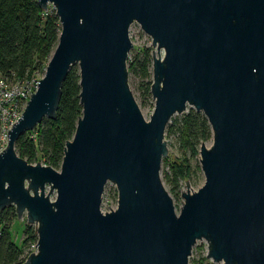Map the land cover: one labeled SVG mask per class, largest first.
<instances>
[{
    "label": "water",
    "instance_id": "95a60500",
    "mask_svg": "<svg viewBox=\"0 0 264 264\" xmlns=\"http://www.w3.org/2000/svg\"><path fill=\"white\" fill-rule=\"evenodd\" d=\"M37 2L61 30L0 150V210L13 205L37 233L23 264H189L200 239L214 262L264 264V0ZM134 22L156 48L149 120L128 85ZM73 65L82 113L60 168L30 164L16 141L56 117ZM187 107L205 115L212 143L199 148L203 184L186 182L176 212L160 167L165 127ZM107 182L117 206L103 212Z\"/></svg>",
    "mask_w": 264,
    "mask_h": 264
},
{
    "label": "trees",
    "instance_id": "16d2710c",
    "mask_svg": "<svg viewBox=\"0 0 264 264\" xmlns=\"http://www.w3.org/2000/svg\"><path fill=\"white\" fill-rule=\"evenodd\" d=\"M60 30L55 10H43L37 0H0V76L12 82L35 73L43 74L57 45ZM127 69L128 74L138 80L143 96L149 97L152 82L151 47L131 50ZM79 80V69L73 65L63 81L56 117L43 118L34 129L18 137L16 151L28 163L35 164L40 160L59 170L65 143L72 138L82 113ZM165 134L176 136L191 157L198 154L202 143L212 139L207 118L192 107H187V111L168 122ZM191 168L189 157L182 158L179 165L172 163L174 183L177 185L179 179L189 178ZM165 176L168 178L167 174ZM16 218L13 205L0 210V264H23L32 252L30 247L36 243L35 226L28 223L23 227L21 244L13 240L10 228Z\"/></svg>",
    "mask_w": 264,
    "mask_h": 264
},
{
    "label": "rangeland",
    "instance_id": "374dc122",
    "mask_svg": "<svg viewBox=\"0 0 264 264\" xmlns=\"http://www.w3.org/2000/svg\"><path fill=\"white\" fill-rule=\"evenodd\" d=\"M129 37L132 41L133 47L131 50H137L141 47H151L153 51H156L155 47L151 46V37L144 33L140 26L134 22L129 27ZM135 52V51H133ZM160 55H163V49L160 51ZM128 85L132 92V95L138 104L140 111L146 120H149L150 115L154 109V100L152 96L144 97L141 89L138 87V80L135 77H132L128 74ZM187 111V108L186 110ZM184 111V112H185ZM180 114H174L169 122L173 120L176 116ZM164 139L167 144V154L162 158L161 167H160V178L163 183L164 188L168 191L169 195L172 198L173 204L175 206L176 212L179 211L180 206L182 205L183 199L181 197V193L186 190V182H188V190L193 192L197 190L204 182V176L200 168L199 164V150L198 154L191 157L189 151H184V149L179 144L176 136L169 135L167 136L164 133ZM212 143V139L204 142V144L209 147ZM6 144V139H0V149H3ZM189 157L190 163L192 165L191 175L189 178L185 177L183 179L178 180V184L176 185L173 181V175L171 171V164L177 163L178 165L181 163L182 158ZM37 163H42V161L37 160ZM198 166V169L196 168ZM196 166V167H195ZM168 175V178L165 176ZM176 185V186H175ZM48 191V188H46ZM51 199H54V194L51 195ZM117 206V190L113 183L107 182L104 191L102 194L101 200V210L103 212H107L115 209ZM25 215L21 218H16L10 228V232L12 238L18 245L21 244L22 239V230L24 225L26 224ZM35 226V225H34ZM32 252L36 251L34 245L30 247ZM208 255V242L205 239H200L195 242L192 246L191 253L189 256V264H223L222 262H214L211 258H207Z\"/></svg>",
    "mask_w": 264,
    "mask_h": 264
},
{
    "label": "built area",
    "instance_id": "2783aa9c",
    "mask_svg": "<svg viewBox=\"0 0 264 264\" xmlns=\"http://www.w3.org/2000/svg\"><path fill=\"white\" fill-rule=\"evenodd\" d=\"M48 9L55 10L51 5L46 10ZM42 75L35 73L12 82L0 76V139H6L7 131L20 118Z\"/></svg>",
    "mask_w": 264,
    "mask_h": 264
}]
</instances>
